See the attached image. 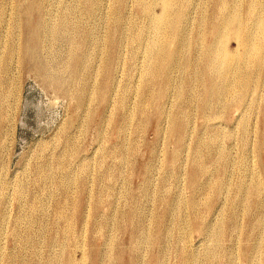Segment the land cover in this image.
Segmentation results:
<instances>
[{
	"label": "rangeland",
	"instance_id": "rangeland-1",
	"mask_svg": "<svg viewBox=\"0 0 264 264\" xmlns=\"http://www.w3.org/2000/svg\"><path fill=\"white\" fill-rule=\"evenodd\" d=\"M72 1L0 0V264H264V63L238 56L246 88L203 77L239 25L217 0L176 6L191 46L154 81L142 6L163 0ZM39 18L67 31L40 46Z\"/></svg>",
	"mask_w": 264,
	"mask_h": 264
},
{
	"label": "bare ground",
	"instance_id": "bare-ground-1",
	"mask_svg": "<svg viewBox=\"0 0 264 264\" xmlns=\"http://www.w3.org/2000/svg\"><path fill=\"white\" fill-rule=\"evenodd\" d=\"M40 1V0H39ZM76 1V0H73ZM72 1V2H73ZM89 1V0H88ZM202 1V0H201ZM240 1V0H239ZM114 2V1H113ZM118 2H121V0H118ZM188 0H163V6L159 7L158 11H155V9H157V7L154 9L155 5H150V6H142V11L145 14H148V16L151 19L152 25H153V30L155 31L154 33H156V37L153 38V40H151V43L148 44V57L150 56V61L152 63H150L151 67L149 65L150 68L148 69V73L152 75L154 81H157V79H162L163 81H165L166 79L163 78L162 73L163 71L161 70L164 66V64H171L172 62H176L177 57L180 56L181 51L184 49H189L187 47L191 46L190 44V37L191 35H188L190 33V31L188 33H182L181 31L179 32L175 26V23L173 22L174 20L171 17V13L173 12L174 8L176 6H180L182 7L181 9V18L184 17V7L187 4ZM259 0H248V7H247V13L250 15H253L256 13L255 9H256V5L258 4ZM77 3V2H76ZM234 0H217V9H221V11H226L227 15L225 20L222 22V24H224L225 26L231 25V24H238L239 25V30L237 31V33L235 34L234 38L235 40L237 39V48L240 49L241 52H238L239 49L236 50H228L225 49L226 45L228 42H225L222 47L220 45V43L217 45V49L221 52L222 49L224 51V55L223 56H218L216 58H212L211 53H212V49H209L207 52L203 53V58L206 62V66H205V72L203 77L206 78L207 81V87L210 91H213L214 88H217V81H216V76H213V73L219 70H225V73L222 74H218V77H220L224 83L227 86H231V84H238L242 87L246 86V82L243 81H238V79L240 78L241 75H239L240 72H243L244 78H249L250 75L248 72L244 71V69L241 68V66L243 64L240 65V67L238 66L239 62H237V58H239L238 56H240L242 58V60L245 62V64H257V63H264V37H262L263 40H260L261 37H259V43H258V36H257V30H259V32L261 33V35H264V18L261 17L258 20H255L256 23L254 22L253 28H249V26H246V20H244L242 18V16L240 15L241 12L239 11V9H241L242 7H240L238 9V5L234 4ZM78 4V3H77ZM114 4V3H113ZM240 4V3H238ZM261 4V3H260ZM259 4V5H260ZM70 5V4H69ZM76 6V4H74ZM73 5V7H74ZM93 5V2H88V8L90 6ZM195 5V4H194ZM41 4L38 1H35V4L32 6L30 12H34V10H38L39 8H41ZM81 6V5H80ZM240 6V5H239ZM263 6V4H262ZM2 7V6H1ZM66 7V6H65ZM79 7V6H78ZM84 7V6H83ZM97 7V6H96ZM75 8V7H74ZM93 8V7H92ZM178 8V7H177ZM194 8V7H193ZM1 9H4L3 7ZM1 9H0V17H1ZM55 9V8H54ZM163 9H167V17L164 18L163 17ZM75 10V9H74ZM78 10V9H77ZM97 9H95L96 11ZM260 10V9H259ZM53 11V10H52ZM180 11V10H177ZM240 13H239V12ZM3 12V11H2ZM79 12V11H78ZM264 12V10H263ZM82 13V12H81ZM90 13V12H89ZM262 13V12H261ZM53 14V13H52ZM50 14V15H52ZM55 14V13H54ZM191 14V13H190ZM260 14V13H259ZM259 14L257 16H259ZM179 15V16H180ZM264 15V13H263ZM176 16V15H175ZM178 16V17H179ZM3 17V15H2ZM5 17V15H4ZM84 17V16H83ZM53 18V17H52ZM188 18V17H187ZM2 19V18H0ZM188 21V20H187ZM5 22V19H4ZM3 22V23H4ZM2 23V22H1ZM192 23V22H191ZM55 25V24H54ZM179 25V24H178ZM177 25V26H178ZM252 25V23H251ZM38 26H40V29L36 30L35 33V38L38 42V44L41 46V44L44 42L45 39L48 38H56L57 34L63 30L64 32L67 31V26H64L63 29H54V27H50V23H47L46 20L43 19H38ZM75 26V24H74ZM78 26V25H77ZM187 26V25H186ZM252 27V26H251ZM48 28V29H47ZM249 28V29H248ZM152 29V27H151ZM78 29H76L77 31ZM167 30V34H169V31L171 30V35L172 36H168L170 38V40H162V34L163 32H165ZM1 31V30H0ZM32 31V30H31ZM50 31V32H49ZM184 31V30H182ZM39 33V34H38ZM150 33V31H149ZM44 34V35H43ZM152 34V33H151ZM72 35V34H71ZM214 36V35H213ZM260 36V35H259ZM107 37V36H106ZM110 42L111 45L114 46V58L118 56V48L116 49V45L118 44V41H116V39L113 38V35H109L107 38ZM234 40V41H235ZM51 41V40H50ZM103 41V40H102ZM176 42L177 44V49L176 52H173L170 50L169 46L172 42ZM70 42H72L73 44L76 42V39L74 38V36L72 38H70ZM85 43V42H84ZM105 43V42H103ZM52 44V43H51ZM82 44V43H81ZM236 44V43H235ZM43 45V44H42ZM106 45V44H105ZM214 45V44H213ZM18 46V45H17ZM16 46V47H17ZM50 46V45H49ZM147 47V46H146ZM215 48V46L213 47V49ZM236 48V47H235ZM197 49V48H196ZM260 49L262 51H260ZM33 50L34 48L28 44H26L23 48V51L25 52L26 55L32 56L33 55ZM102 50V49H101ZM35 51V50H34ZM139 51V50H138ZM145 52V50H144ZM145 52V53H146ZM200 52V51H199ZM263 52V53H262ZM11 53V52H10ZM14 53V52H13ZM198 53V52H196ZM120 54V53H119ZM12 55V54H11ZM183 55V54H182ZM14 56V55H13ZM147 56V55H146ZM185 56V55H184ZM197 56V55H196ZM12 57V56H11ZM120 57V56H119ZM147 58V57H144ZM182 58V57H181ZM198 58V56H197ZM148 59V58H147ZM200 59V57H199ZM181 60V59H180ZM118 61V60H117ZM146 63V62H145ZM236 63L238 65H236ZM144 64V63H143ZM149 64V63H148ZM145 65V64H144ZM178 65V64H177ZM146 66V68H147ZM145 67V66H144ZM156 67V68H155ZM198 67V66H197ZM145 68V69H146ZM155 68V69H154ZM248 68V67H247ZM184 70V69H183ZM145 71V70H144ZM198 71V70H197ZM107 73H110L111 71L109 69L106 70ZM185 73V72H184ZM166 77V76H165ZM243 78V80H244ZM226 86V88L228 89V87ZM233 88V85L232 87ZM246 88V87H245ZM253 88V87H252ZM226 89V90H227ZM238 89V88H237ZM236 89L235 92H238ZM232 90V89H231ZM240 90V89H239ZM228 91V90H227ZM233 91V92H234ZM216 93H218V91H214ZM230 92V91H228ZM232 92V93H233ZM228 94V93H227ZM231 94V93H230ZM228 94V95H230ZM236 94V93H235ZM233 95V94H232ZM227 99V98H226ZM239 100V99H238ZM232 101V100H231ZM240 104V103H239ZM238 111V110H237ZM183 123L180 121L175 120L173 122V125L175 126V128L173 130H181V125ZM247 132V131H246ZM254 133V132H253ZM255 140V139H254ZM246 143V142H245ZM254 150V149H253ZM252 152V150H251ZM248 153V152H247ZM250 153V152H249ZM255 153V152H254ZM246 155V154H245ZM249 155V154H248ZM197 157V156H196ZM245 157V156H244ZM243 158V157H242ZM246 164V163H244ZM250 167V166H249ZM251 170V169H250ZM247 172V171H246ZM250 175V174H249ZM254 175V174H251ZM245 176V175H244ZM243 177V176H242ZM241 177V178H242ZM260 177V176H259ZM260 179V178H259ZM225 182V181H224ZM227 187V186H226ZM226 189V188H225ZM155 192V191H154ZM154 195V194H152ZM244 195V194H243ZM225 196V195H223ZM247 198V197H246ZM245 200V199H244ZM226 201V200H225ZM226 203V202H225ZM222 204V203H221ZM243 205V204H242ZM221 207V206H220ZM223 210V208H222ZM241 212V211H240ZM223 215V214H222ZM181 216V215H180ZM172 217V216H171ZM241 217V215H240ZM184 220V219H183ZM181 222V221H180ZM187 222V221H186ZM262 222V219H258L257 223L260 224ZM264 222V221H263ZM240 223V222H239ZM264 224V223H263ZM187 225V223H186ZM185 225V226H186ZM183 226V225H182ZM183 229V228H182ZM240 229V228H239ZM145 231V230H144ZM239 231V230H238ZM184 233V232H183ZM237 233V232H236ZM146 234V233H145ZM262 234V233H261ZM220 235V234H219ZM147 236V235H146ZM169 236V235H168ZM185 236V235H184ZM181 238V237H180ZM146 239V238H145ZM148 240V238H147ZM145 241V240H144ZM219 241V240H218ZM258 241V240H257ZM210 242V241H209ZM258 243V242H256ZM141 246V245H140ZM144 246V245H143ZM209 247V246H208ZM205 254V253H204ZM195 258V257H194ZM257 259V258H256ZM164 262V261H163ZM185 262V261H184ZM73 261L70 260L69 264H72Z\"/></svg>",
	"mask_w": 264,
	"mask_h": 264
}]
</instances>
